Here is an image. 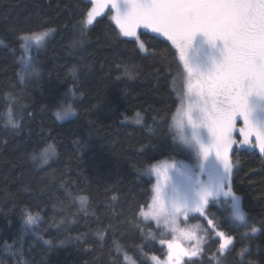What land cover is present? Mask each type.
Listing matches in <instances>:
<instances>
[{
    "label": "trees",
    "instance_id": "16d2710c",
    "mask_svg": "<svg viewBox=\"0 0 264 264\" xmlns=\"http://www.w3.org/2000/svg\"><path fill=\"white\" fill-rule=\"evenodd\" d=\"M90 7L86 0H0V264H18L11 251L20 249L28 264H153V255L166 257L167 247L148 236L154 224L137 214L152 195L146 170L194 157L169 128L179 104V57L171 42L145 30L139 35L149 51H140L107 15L81 37L74 26ZM45 29L55 31L37 54L39 74L21 82L19 36ZM125 64L134 78L122 75L118 65ZM67 104L75 114L57 120ZM10 107L18 129L6 126ZM138 112L142 124L134 122ZM48 144L56 155L47 164L33 161ZM231 158L232 190L260 231L245 233L249 227L231 219L229 198L221 196L198 218L207 237L194 264H264V155L233 147ZM27 211L41 221L22 231ZM219 231L234 237L223 254ZM13 241L11 251L4 248Z\"/></svg>",
    "mask_w": 264,
    "mask_h": 264
},
{
    "label": "snow or ice",
    "instance_id": "6c2138e0",
    "mask_svg": "<svg viewBox=\"0 0 264 264\" xmlns=\"http://www.w3.org/2000/svg\"><path fill=\"white\" fill-rule=\"evenodd\" d=\"M86 2L91 7L74 26L81 37L86 36L88 28L107 9L114 11L111 19L119 27L120 35L134 37L140 51L148 52L149 49L141 41L138 30L148 29L167 38L179 57V70L173 77V90L179 104L172 114L169 128L174 133L173 139L194 153L195 163L180 161L165 164L163 169L152 165L146 170L155 174L157 183L151 190L150 202L141 205L137 215L145 222L154 221L158 231L166 229L172 235L171 239L159 241L167 246L166 258L161 260L153 255L151 259L155 264H194L192 258L202 254L200 245L203 241L196 235L201 225L189 226V221L205 217L210 202L221 196L229 198L227 203L236 220L250 227L251 233L260 231L255 224L249 223L248 215L241 207V197L232 190L234 163L231 153L233 145L239 143L258 148L264 155V0ZM54 31H29L19 36L21 51L30 53L18 73L21 82L28 76L39 74L37 54ZM76 43L73 41L72 46L75 47ZM118 67H123L122 75L134 78L127 64ZM68 71L75 80L77 69L72 67ZM6 95L9 101L16 102L15 96ZM74 114L71 104L61 105L55 118L64 120ZM238 121H242L241 127H237ZM135 123H143L139 112ZM6 126L20 127L11 107ZM234 133L242 139L237 141ZM55 155L54 145L48 144L40 152L34 151L31 159H39L43 165ZM79 199L87 203V197ZM40 221L38 213L27 211L22 231L32 229ZM207 223L213 225V220L208 219ZM216 234L221 239L219 252L223 254L233 244L234 237L223 231ZM97 235L104 239L103 231ZM148 236L156 238L152 232H148ZM182 240H195L196 243L185 248ZM45 243L51 244V241ZM15 244L16 241L5 243L4 248L11 251ZM11 254L19 258L18 264H28L23 259L22 249L11 251Z\"/></svg>",
    "mask_w": 264,
    "mask_h": 264
},
{
    "label": "rangeland",
    "instance_id": "374dc122",
    "mask_svg": "<svg viewBox=\"0 0 264 264\" xmlns=\"http://www.w3.org/2000/svg\"><path fill=\"white\" fill-rule=\"evenodd\" d=\"M103 15H107L108 17H109V19L116 25V23H115V21L114 20H112L111 19V16L112 15H114V11H108L107 9L105 10V14H103ZM117 26V25H116ZM117 28L119 29V27L117 26ZM142 30H145V31H148V32H151L150 30H148V29H139L138 30V35H139V32L140 31H142ZM120 31V30H119ZM152 33V32H151ZM153 34H156V35H158V36H160L159 34H157V33H153ZM160 37H162V36H160ZM131 38H134V37H131ZM162 38H165V37H162ZM135 39V38H134ZM166 40H167V38H165ZM170 42V41H169ZM34 51V50H33ZM30 55V53H23L22 52V57H21V61H22V63H23V60L24 59H26L28 56ZM134 122H135V119H134ZM242 126V121H238V123H237V127H241ZM234 138L237 140V141H239V140H241L242 139V137L238 134V133H234ZM233 147H247V148H250V149H257L258 150V148H251V147H249V146H247V145H242V144H239V143H237V144H234L233 145ZM180 161H183L185 164H194L195 163V155H194V157H193V159H181V160H174V159H172V160H162V161H160L159 163H157V166L158 167H160V166H164L165 164H172V163H179ZM163 169V168H162ZM147 172V171H146ZM148 173V172H147ZM170 175H173L172 173H169ZM152 177H153V187H154V185L157 183V177L155 176V174L154 173H152V174H150ZM203 178V177H202ZM160 180L161 181H163V177H160ZM239 196V195H238ZM240 197V196H239ZM241 207H242V204H241ZM196 215H199V214H196ZM230 217H231V219L234 221V222H236V223H239V224H241V225H245L243 222H240V221H238V220H236L235 219V217H233L232 215H231V208H230ZM148 222H152L153 224H154V229L153 230H151L150 232H152L153 233V235H155V239H157L158 241H160L161 239H163V240H168V239H171L172 238V235L166 230V229H159V231L157 230V226L155 225V222L154 221H148ZM200 224L201 225V229L200 230H198L197 231V237L198 238H200L202 241H203V243L200 245V247H203V244H204V242H205V240H206V237H207V231H206V226L199 220V219H192V220H190L189 221V226L190 225H192V224ZM181 227H185V225L184 224H181L180 225ZM161 233H163V234H161ZM245 233H251V231H250V227L249 228H247L246 230H245ZM181 243L183 244V246L185 247V248H191L192 247V245H194L195 243H196V241L195 240H192V241H188V240H182L181 241ZM164 246H166V245H164ZM167 247V246H166ZM166 258V257H165ZM165 258H160L161 260H163V259H165ZM185 258H187V257H185ZM150 260H151V262L153 263V264H155V261H153L151 258H150Z\"/></svg>",
    "mask_w": 264,
    "mask_h": 264
}]
</instances>
